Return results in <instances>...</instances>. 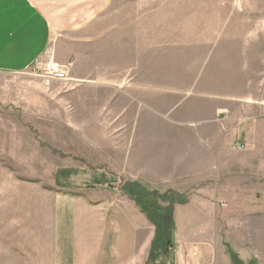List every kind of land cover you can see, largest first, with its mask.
<instances>
[{"label":"crops","instance_id":"0c3cea01","mask_svg":"<svg viewBox=\"0 0 264 264\" xmlns=\"http://www.w3.org/2000/svg\"><path fill=\"white\" fill-rule=\"evenodd\" d=\"M217 2L213 0L210 7V0H0V72L25 71L51 47L59 62L71 64L79 89L106 93L105 121L137 124L129 132L131 142L141 139L140 143L146 144L149 132L144 131V125H158L153 138L159 141V150L153 155L159 156L156 162L160 173L155 179L174 190L207 183L210 186L201 192L203 196H217L236 204L232 213L200 210L184 216L190 225L204 218L234 221L228 234L231 246L215 247L212 241L211 246L197 250L206 252L204 264H237L233 256L240 264H264V131L263 119L258 118L256 110L258 102L232 104L214 79L201 86L209 72L212 44L224 40ZM194 46L203 50L196 52ZM195 58V72L200 71L197 74L193 72ZM114 92H120L119 98L124 101L116 104L122 108V115H112ZM128 108L136 109L131 116ZM193 108H203L206 114L194 120ZM141 144L134 149V143H130L127 150L123 149L119 167L108 162L99 168L61 165L56 169L60 173L56 181L84 188L116 184L118 173L141 179L145 175L139 166L145 164L149 154L143 153L144 147L138 150ZM194 156L198 158L194 160ZM67 169L73 172L71 179L61 174ZM60 198L57 210L63 225L67 198ZM246 203L248 210L240 207L237 211V204ZM120 212L126 219H134L137 227L136 211ZM139 213L144 215L141 210ZM245 220L248 223H241ZM57 221L59 225V217ZM190 225L188 234L195 236L197 230ZM201 227L203 236L211 235V225ZM57 235L58 239L62 237L61 255L55 251V257L63 261L58 264H69L77 254L75 236L67 228ZM130 237L124 229L120 231L116 264L145 263L153 237L140 250ZM182 251L183 255L195 252L188 247Z\"/></svg>","mask_w":264,"mask_h":264},{"label":"rangeland","instance_id":"374dc122","mask_svg":"<svg viewBox=\"0 0 264 264\" xmlns=\"http://www.w3.org/2000/svg\"><path fill=\"white\" fill-rule=\"evenodd\" d=\"M212 1L210 7H213ZM217 4L219 22H223L224 27V40L212 44L213 56L207 67L209 72L201 69V74H206L201 86L207 80L214 79L219 81L217 86L224 89L225 99L232 104L256 100L258 118L263 119L261 130L264 131V0H218ZM54 41L53 37L51 45ZM196 48L194 46L196 52L203 50ZM54 58L57 60L55 55ZM197 62L198 58L192 59L194 74L200 72H195ZM67 65V82L45 83L34 69L35 62L19 73L0 72V264L63 263L62 259L57 260L55 251L61 255L62 237L58 239L57 234L66 228L73 232L77 250L75 259L72 258L69 264H116L114 258L123 229L130 239L131 234L133 245L140 250L144 242L154 236L155 226L124 190L126 184L135 183L149 192H158L157 204L163 209L158 214L163 234L164 237L171 235L173 243L167 255L158 258L155 264H204L206 252H197L198 249L204 250L212 245V241L215 247L231 246L228 234H231L233 227L232 219L212 221L204 218L196 221V225H190L191 221L184 216L200 210L206 213L214 210L232 213L236 204L217 196H203L201 192L210 186L207 183H200L188 190H174L155 179L160 173L156 162L159 156L153 155L154 151L159 150V141L153 138L154 133L158 132V125H144V131L149 132V137L144 140L146 144H141V139L131 142L129 132L137 124L105 121L106 93L79 89L78 81L72 77L71 64ZM216 72L219 74L217 78L213 76ZM120 95V92H114L113 116L122 115V108L116 107L117 103L124 102ZM128 110L131 116L136 109ZM204 114L203 108H193L194 120H199ZM194 122L195 129L197 124ZM130 143H134V149L141 144L138 150L144 147V154L149 152L145 164L139 166L145 177L132 180L127 178L131 173L124 176L118 173L116 184L108 182L86 185L84 188L71 183L60 185L56 181L60 174L56 169L61 165L70 169L73 164L99 168L105 167L108 162L119 167L123 149L126 147L127 150ZM234 162L235 159L232 160ZM63 173L71 179L73 172L67 169ZM167 191H174L178 197L172 205L168 198L161 199V195ZM60 197L67 198L63 225L60 224L61 213L57 210ZM240 207L248 210L247 203L237 204V211ZM122 209L136 211L137 227L134 226V219H126L121 214ZM171 218L174 227L170 234ZM189 225L197 230L195 236H189ZM201 225L204 228L211 225L210 229L214 231H210V236H203ZM186 247L194 249L193 255L189 251L183 255L182 248L185 250ZM234 262L241 263L236 259Z\"/></svg>","mask_w":264,"mask_h":264},{"label":"trees","instance_id":"16d2710c","mask_svg":"<svg viewBox=\"0 0 264 264\" xmlns=\"http://www.w3.org/2000/svg\"><path fill=\"white\" fill-rule=\"evenodd\" d=\"M124 190L134 198L136 204L141 208V210L145 213L146 217L149 221L152 222V224L155 226V232L154 236L151 240L149 252L147 255V259L145 261V264H155L158 258L161 256L167 255L168 248L173 244L172 239L169 237H164V232L162 228V222L158 214L162 212V207L157 204V191H151L149 192L147 188L140 185L139 183L135 184H126L124 186ZM148 194V196H147ZM163 195H168L169 197H165ZM171 196L174 199L171 198ZM175 195L174 191H167L164 192V194L161 195L162 200H169L171 201L170 204L172 205L175 201H177L178 197ZM174 227L173 219H170V234L172 232V229ZM165 238V239H164ZM164 240V242H163ZM164 253V254H163ZM233 256V255H232ZM234 260L236 259L233 256ZM237 261V260H236ZM166 264V263H164Z\"/></svg>","mask_w":264,"mask_h":264},{"label":"built area","instance_id":"2783aa9c","mask_svg":"<svg viewBox=\"0 0 264 264\" xmlns=\"http://www.w3.org/2000/svg\"><path fill=\"white\" fill-rule=\"evenodd\" d=\"M34 69L40 74L45 83L52 81L67 82L69 80L68 65L62 64L55 60L54 51L51 47L43 54L42 57L35 59Z\"/></svg>","mask_w":264,"mask_h":264}]
</instances>
